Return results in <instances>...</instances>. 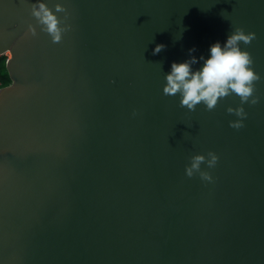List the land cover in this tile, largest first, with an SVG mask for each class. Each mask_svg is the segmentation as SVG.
Listing matches in <instances>:
<instances>
[{"label": "water", "instance_id": "95a60500", "mask_svg": "<svg viewBox=\"0 0 264 264\" xmlns=\"http://www.w3.org/2000/svg\"><path fill=\"white\" fill-rule=\"evenodd\" d=\"M35 2L0 0V264H264V0H43L59 43ZM237 27L261 76L240 129L236 95L189 111L162 91ZM209 151L213 182L189 178Z\"/></svg>", "mask_w": 264, "mask_h": 264}, {"label": "clouds", "instance_id": "9594fccd", "mask_svg": "<svg viewBox=\"0 0 264 264\" xmlns=\"http://www.w3.org/2000/svg\"><path fill=\"white\" fill-rule=\"evenodd\" d=\"M56 12H65L63 4L55 5ZM226 12L221 15L225 18ZM31 15L36 18L41 26V31L50 35L53 43H59L63 35L70 31L72 25L69 23L61 26L59 17L54 13L43 0H36L31 6ZM68 19V16L65 17ZM28 33L36 35V29L31 24L28 25ZM25 33V35H28ZM255 39V33L245 32L243 28H235L225 38L223 42L212 43L207 55L201 54L199 57L193 55L196 52L195 46L188 50V58L182 62L173 61L170 69L165 73L163 94L168 96H179L181 107H186L189 111H195L197 105H203L206 110H213L219 100L230 95H236L240 99V106L228 107L227 113L234 114L238 119L229 121V126L240 129L244 126L247 112L243 105L248 103L256 105L260 97L255 95V82L261 79L259 73L254 70V61L247 50H242L241 42L249 44ZM166 45L157 44L152 54L158 55ZM6 70H0V90L10 87L12 81L8 79ZM135 114V113H134ZM219 157L215 152L209 151L207 156L196 154L191 156L190 163L185 166V174L191 178L199 173L202 181L213 182L212 175L201 170L202 163H206L209 168H214Z\"/></svg>", "mask_w": 264, "mask_h": 264}, {"label": "trees", "instance_id": "16d2710c", "mask_svg": "<svg viewBox=\"0 0 264 264\" xmlns=\"http://www.w3.org/2000/svg\"><path fill=\"white\" fill-rule=\"evenodd\" d=\"M6 62H7V58L5 56H1L0 57V70H6L7 71V76L4 77L5 81H7L8 79H10L12 81L10 74H9V71L7 69V63Z\"/></svg>", "mask_w": 264, "mask_h": 264}, {"label": "bare ground", "instance_id": "6f19581e", "mask_svg": "<svg viewBox=\"0 0 264 264\" xmlns=\"http://www.w3.org/2000/svg\"><path fill=\"white\" fill-rule=\"evenodd\" d=\"M1 56H5V57L7 58V62H8V60L12 57L10 51L5 52V53H4L3 55H1ZM1 56H0V57H1ZM7 62H6V63H7Z\"/></svg>", "mask_w": 264, "mask_h": 264}]
</instances>
